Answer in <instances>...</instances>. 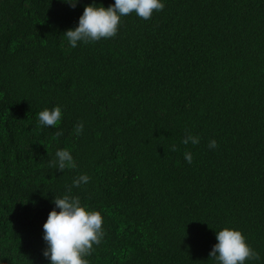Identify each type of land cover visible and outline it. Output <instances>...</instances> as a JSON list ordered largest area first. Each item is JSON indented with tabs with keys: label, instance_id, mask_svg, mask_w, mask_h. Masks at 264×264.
Instances as JSON below:
<instances>
[{
	"label": "trees",
	"instance_id": "1",
	"mask_svg": "<svg viewBox=\"0 0 264 264\" xmlns=\"http://www.w3.org/2000/svg\"><path fill=\"white\" fill-rule=\"evenodd\" d=\"M93 2L114 0H0V264H50L42 225L66 193L104 217L90 264H216L224 227L264 264V0H164L72 49ZM56 105L60 124L41 125ZM59 148L77 168L50 166Z\"/></svg>",
	"mask_w": 264,
	"mask_h": 264
},
{
	"label": "clouds",
	"instance_id": "2",
	"mask_svg": "<svg viewBox=\"0 0 264 264\" xmlns=\"http://www.w3.org/2000/svg\"><path fill=\"white\" fill-rule=\"evenodd\" d=\"M63 2L75 8L79 0H63ZM164 7V0H114L107 7L93 2L84 6L76 26L67 29L63 36L68 46L75 49L79 44L114 37L122 18L133 12L138 17L148 20L151 19L154 11H162ZM62 117V107L59 105L44 108L37 114L39 123L45 127H56ZM74 131L76 135L82 134L84 123L78 121ZM60 135L62 132L57 131L56 136ZM181 143L198 145L200 137L187 132ZM208 147L215 149L216 140L211 139ZM171 150L176 151L177 146L172 145ZM183 156L187 163H192L191 151H185ZM49 164L59 171L78 167L71 151L67 148L57 149ZM90 179L86 173L73 178L68 193L71 192V188L88 184ZM53 203L54 207L49 211L42 225V239L46 242L43 256L50 264H90L86 257L92 254L94 245H99L105 234L102 212L90 209L82 204L79 197L67 193L54 197ZM215 239L216 243L212 246L209 256L216 264H245L246 260L258 258V253L247 243L246 237L238 229L224 227L215 231Z\"/></svg>",
	"mask_w": 264,
	"mask_h": 264
},
{
	"label": "bare ground",
	"instance_id": "3",
	"mask_svg": "<svg viewBox=\"0 0 264 264\" xmlns=\"http://www.w3.org/2000/svg\"><path fill=\"white\" fill-rule=\"evenodd\" d=\"M157 20V19H156ZM165 24V23H164ZM155 25V24H154ZM189 239V238H188ZM194 239V238H193ZM198 239V238H197ZM184 248V247H183ZM186 250V249H185ZM195 253V252H194Z\"/></svg>",
	"mask_w": 264,
	"mask_h": 264
}]
</instances>
